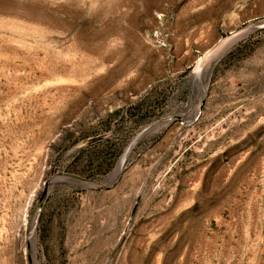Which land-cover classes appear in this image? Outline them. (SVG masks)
Wrapping results in <instances>:
<instances>
[{
    "label": "rangeland",
    "instance_id": "rangeland-1",
    "mask_svg": "<svg viewBox=\"0 0 264 264\" xmlns=\"http://www.w3.org/2000/svg\"><path fill=\"white\" fill-rule=\"evenodd\" d=\"M0 264H264V0H0Z\"/></svg>",
    "mask_w": 264,
    "mask_h": 264
},
{
    "label": "bare ground",
    "instance_id": "bare-ground-1",
    "mask_svg": "<svg viewBox=\"0 0 264 264\" xmlns=\"http://www.w3.org/2000/svg\"><path fill=\"white\" fill-rule=\"evenodd\" d=\"M237 37H238V34H237ZM232 38H234V37H232ZM230 39V38H229ZM234 39H237V38H234ZM231 40V39H230ZM228 42H229V40H227ZM227 41H225V40H221L217 45H216V47H215V50H219V49H221L222 48V46H224V44H225V42L227 43ZM227 46V45H226ZM215 52V51H214ZM221 53V52H220ZM197 63V62H196ZM200 69V68H199ZM196 70V69H195ZM199 71V70H198ZM197 71V72H198ZM195 73V72H194ZM200 74H201V72H200ZM196 77V76H195ZM120 169V168H119ZM117 172V171H116Z\"/></svg>",
    "mask_w": 264,
    "mask_h": 264
}]
</instances>
